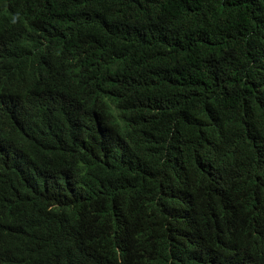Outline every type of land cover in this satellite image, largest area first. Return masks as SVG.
Wrapping results in <instances>:
<instances>
[{
  "label": "trees",
  "instance_id": "1",
  "mask_svg": "<svg viewBox=\"0 0 264 264\" xmlns=\"http://www.w3.org/2000/svg\"><path fill=\"white\" fill-rule=\"evenodd\" d=\"M0 264H264V0H0Z\"/></svg>",
  "mask_w": 264,
  "mask_h": 264
}]
</instances>
